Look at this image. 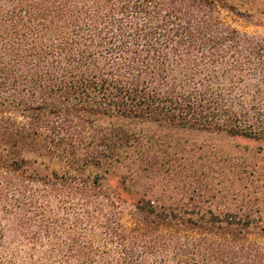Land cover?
<instances>
[{
    "label": "trees",
    "instance_id": "trees-1",
    "mask_svg": "<svg viewBox=\"0 0 264 264\" xmlns=\"http://www.w3.org/2000/svg\"><path fill=\"white\" fill-rule=\"evenodd\" d=\"M182 131L264 151V36L216 0H0V264H264L247 186L217 187L247 170L213 185Z\"/></svg>",
    "mask_w": 264,
    "mask_h": 264
},
{
    "label": "rangeland",
    "instance_id": "rangeland-1",
    "mask_svg": "<svg viewBox=\"0 0 264 264\" xmlns=\"http://www.w3.org/2000/svg\"><path fill=\"white\" fill-rule=\"evenodd\" d=\"M216 1L221 7L222 18L227 24L243 33L264 36V0ZM169 139L172 145L178 143L184 145V143H186V147L189 149H196L188 154L189 157L196 162L194 168L199 170H203L204 168L211 176L210 182L213 185L223 182L222 178L229 174L231 166H238L239 172L246 169L247 174L244 180L237 181L235 178H231L225 181L224 185L227 187H223L222 185L217 187L221 189L230 186L235 190L237 185L241 188L247 186L245 189L247 191V200L249 201V199H252L251 202L252 205H254V211H257V208H259V211L264 214V169L261 167L264 163V151L261 142L241 137H229L223 134H211L197 131L174 133ZM200 146H202V150L198 149ZM174 150H172V154ZM200 156L203 159L199 162L198 159ZM254 164H259V166L256 169H252L251 167ZM118 182V176H110L107 183L112 189L122 194L130 207L134 203V198L132 195L129 196L127 193L122 192L119 189L120 185ZM232 182L234 183L233 187ZM180 183H184V181L167 180L163 184L164 186L158 183L156 191H161L166 185L172 189L175 185L179 186ZM235 202L236 201H233L230 195L227 198H217L214 201V205L215 208L224 211L228 210V208H234V206H236ZM127 220H129L128 217ZM251 238L264 245V237L256 235Z\"/></svg>",
    "mask_w": 264,
    "mask_h": 264
}]
</instances>
